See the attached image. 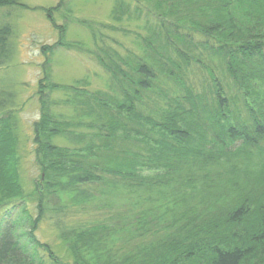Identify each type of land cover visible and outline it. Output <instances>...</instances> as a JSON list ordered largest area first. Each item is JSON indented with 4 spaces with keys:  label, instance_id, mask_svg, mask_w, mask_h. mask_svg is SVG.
<instances>
[{
    "label": "trees",
    "instance_id": "trees-1",
    "mask_svg": "<svg viewBox=\"0 0 264 264\" xmlns=\"http://www.w3.org/2000/svg\"><path fill=\"white\" fill-rule=\"evenodd\" d=\"M63 1L45 8L61 40L41 48L35 215L18 166V108H7L15 92L0 87V264H47L42 253L60 264L37 235L47 203L61 213L68 197L86 210L100 188L133 197L136 209L62 232L77 264H264V0H141L133 9L118 0L113 19L145 17L148 34H137L141 54L103 48L110 82L95 92L51 81L52 54L68 47L53 19ZM3 22L0 65L15 52ZM78 22L96 42L100 28ZM61 87L71 91L68 118L50 109L48 93ZM144 167L157 172L143 176ZM57 219V230L67 225Z\"/></svg>",
    "mask_w": 264,
    "mask_h": 264
},
{
    "label": "rangeland",
    "instance_id": "rangeland-1",
    "mask_svg": "<svg viewBox=\"0 0 264 264\" xmlns=\"http://www.w3.org/2000/svg\"><path fill=\"white\" fill-rule=\"evenodd\" d=\"M61 0H21L27 7L0 8V20L12 26L14 35L11 40L12 47L8 58L0 65V87L5 86L15 92V101L7 108H18V146L17 157L24 188L25 203L30 211L37 214L39 194L35 193L36 183L39 182L42 170L38 165L35 153L34 123L41 117V105L38 96V84L43 77V64L45 57L41 48L46 44H55L60 41V32L54 26L45 8L55 7ZM118 0H64L63 7L54 12V20L58 25H65L64 42L68 47H57L52 54L50 62L51 81L61 86L85 87L90 92L106 90L110 82V75L100 64L98 56L103 48H112L123 57L129 54H141L140 40L137 34H148L147 20L145 17L137 19L125 18L122 22L113 19L115 6ZM138 1V0H137ZM126 0L132 9L140 4L139 0ZM141 1V2H140ZM145 12L149 4L144 1ZM141 5H143L141 3ZM154 13V10H153ZM93 23L100 28L95 42L91 30L78 21ZM152 21V18H151ZM151 23V22H150ZM102 24V25H100ZM1 25V24H0ZM78 44V46H77ZM10 49V46H9ZM102 51V52H101ZM50 109L57 117L72 115L73 108L65 102L70 97L71 91L60 88L50 91ZM2 112V111H0ZM60 146L70 145L67 138L59 136L53 138ZM143 176H151L157 169L144 167L140 169ZM42 188V187H41ZM103 188L96 189L97 200L86 205V210L71 204L68 197H64L66 209L57 213L54 200L47 203L46 214L37 235L40 240L49 242L60 264H77L70 248L62 240V232L69 229H81L88 222L99 218L108 217L109 212L117 213L121 210H135L134 199L127 200L128 195L118 193L110 195L101 193ZM138 206V205H137ZM150 208L147 203L138 206L139 211ZM151 209V208H150ZM61 216L66 221V226L58 228L53 224ZM28 226L25 227L27 229ZM63 228V229H62ZM24 229V230H25ZM73 229V230H74ZM72 230V231H73ZM71 232V231H70ZM47 264H53L48 254L42 253Z\"/></svg>",
    "mask_w": 264,
    "mask_h": 264
}]
</instances>
